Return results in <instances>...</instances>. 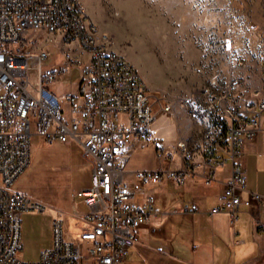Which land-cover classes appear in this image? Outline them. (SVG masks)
Here are the masks:
<instances>
[{"label":"built area","instance_id":"2783aa9c","mask_svg":"<svg viewBox=\"0 0 264 264\" xmlns=\"http://www.w3.org/2000/svg\"><path fill=\"white\" fill-rule=\"evenodd\" d=\"M28 32L60 37L88 54L87 61L64 53L60 70L46 63L51 52L29 47ZM86 65L76 92L56 95L49 86L72 68ZM158 103V104H156ZM149 89L135 66L112 47L107 33L86 12L81 0H0V264H129L127 256L149 221L152 199L137 203L127 180L129 148L133 142L155 143L159 158L180 160L176 170L138 171L134 178L145 186L170 180L183 185L197 167L207 168V185L217 168L230 166L231 176L218 197L216 213L238 219L242 206L261 203L262 196L247 192V178L239 162L247 141L264 136V92L233 81L222 90L205 88L180 100L188 114L206 120L198 146L178 141L176 151L155 140L154 124L171 111ZM47 144L78 143L93 165L92 187L81 193L89 211L79 241L65 235L63 220L52 225V245L36 262L21 258V215L45 209L13 184L31 163V140ZM196 211L192 204L186 210Z\"/></svg>","mask_w":264,"mask_h":264},{"label":"rangeland","instance_id":"374dc122","mask_svg":"<svg viewBox=\"0 0 264 264\" xmlns=\"http://www.w3.org/2000/svg\"><path fill=\"white\" fill-rule=\"evenodd\" d=\"M81 1L99 32L109 34L113 49L138 70L151 101L156 103L159 97L162 105L171 106L169 113L156 120L154 129L173 152L178 141L198 146L206 131L204 117H191L180 104L182 98L199 96L205 88L222 90L237 80L242 87L264 92V0ZM25 38L33 41L29 51H50L46 65L58 70L64 67L68 50L88 59L87 53L57 36L28 32ZM85 71L86 65L74 67L49 88L58 96L70 93ZM174 161L179 165V160ZM20 177L27 181L25 189L32 201L45 209L27 212L25 220L38 229L40 241H48L53 236V214L72 209L75 147L59 142L48 145L33 135L31 163ZM19 184H13L12 191ZM74 233L75 223L66 222V238ZM22 234L23 259L36 262L39 246L25 243Z\"/></svg>","mask_w":264,"mask_h":264},{"label":"crops","instance_id":"0c3cea01","mask_svg":"<svg viewBox=\"0 0 264 264\" xmlns=\"http://www.w3.org/2000/svg\"><path fill=\"white\" fill-rule=\"evenodd\" d=\"M77 88L72 92H76ZM154 130L155 140L163 142L158 139L159 136L156 137L157 130ZM62 145L75 147V193L72 209L69 212H54L50 224L52 228L57 219L63 220L64 224L74 222L75 233L68 239L77 242L80 234L88 227L83 218L89 208L81 193L92 187L93 165L84 156L78 143ZM128 151L127 180L135 188L137 197L142 196L136 201L145 204L149 198L152 199L149 221L139 229L138 241L127 256L129 264H264L263 134L246 142L239 160L247 178L244 198L250 192L257 193L262 196V202H255L249 207L242 206L236 221L227 213L214 212L219 205L218 197L230 180V166L217 168L213 182L209 185L204 178L207 168L201 165L183 185L165 179L157 185L145 186L134 178L133 173L176 170L180 168V160L175 158L179 160V165L175 166L176 160L159 158L156 144L153 143L135 141ZM20 178L14 183L20 182V188L16 187L13 192L30 198L25 189L27 181ZM192 204L197 206V210H186ZM26 213L21 215L25 243L35 242L39 246L37 253L40 257L42 250L51 247L52 239L50 237L48 241H40L38 229L25 220ZM22 254L20 256L23 259Z\"/></svg>","mask_w":264,"mask_h":264}]
</instances>
